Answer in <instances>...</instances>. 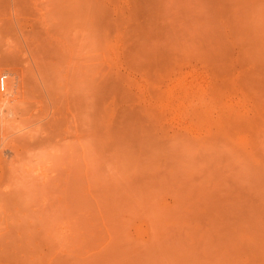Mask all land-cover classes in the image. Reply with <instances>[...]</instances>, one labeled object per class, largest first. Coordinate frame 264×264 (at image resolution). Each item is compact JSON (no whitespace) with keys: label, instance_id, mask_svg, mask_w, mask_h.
<instances>
[{"label":"rangeland","instance_id":"rangeland-1","mask_svg":"<svg viewBox=\"0 0 264 264\" xmlns=\"http://www.w3.org/2000/svg\"><path fill=\"white\" fill-rule=\"evenodd\" d=\"M0 1V264H264V0Z\"/></svg>","mask_w":264,"mask_h":264},{"label":"bare ground","instance_id":"bare-ground-1","mask_svg":"<svg viewBox=\"0 0 264 264\" xmlns=\"http://www.w3.org/2000/svg\"><path fill=\"white\" fill-rule=\"evenodd\" d=\"M3 1L5 2V1H7V0H3ZM15 1H16V0H14V3H15ZM25 1H27V0H25ZM28 1H30V0H28ZM45 1H46V0H45ZM53 1H54V0H53ZM62 1H63V0H62ZM62 1H61V3H63ZM142 1H143L144 3H142V2L140 1L141 3L137 2V3L135 4V6H136L135 8H136V9L139 8L140 10H142V9L145 10V8H147V6H150V5H148V4L151 2V0H149V2H147L148 0H142ZM7 2H8V1H7ZM21 2L23 3L24 1H21V0H17V1H16L17 4H19V3L21 4ZM41 2H42V1H41ZM59 2H60V1H59ZM135 2H136V1H135ZM0 3H1V1H0ZM2 3H3V2H2ZM5 3H6V2H5ZM25 3H27V2H25ZM25 3H23V4H21V5L19 4L20 7L22 8V6L25 5ZM146 3H148V4H147V6L145 7ZM3 4H4V3H3ZM17 4H16V5H17ZM30 4H31V3H30ZM42 4H43V3H42ZM46 4H47V3H46ZM57 4H58V3H57ZM137 4H138V7H137ZM151 4H152V3H151ZM8 7H9V6H8ZM28 7H29V6H28ZM42 7H44V6H42ZM2 8H3V7H2ZM2 8H0V9L2 10ZM17 8H18V7H17ZM24 8H25V7H24ZM24 8H23V9H24ZM148 8H149V7H148ZM4 9H6V8H4ZM7 9H8V8H7ZM7 9H6V10H7ZM18 9H19V8H18ZM23 9H22V10H23ZM28 9H29V8H28ZM47 9H48V8H47ZM56 9H57V8H56ZM56 9H55V10H56ZM11 10H12V9H11ZM8 11H9V10H8ZM8 11H7V12H8ZM28 11H29V10H28ZM63 11H64V10H63ZM5 12H6V11H5ZM23 12H24V11H23ZM25 12H27V11H25ZM50 12H51V14H52V11H50ZM2 13H3V12H1V14H2ZM28 13H29V12H28ZM36 13H37V12H36ZM4 14H5V13H4ZM19 14H20V12H19ZM29 14H31V13H29ZM33 14H34V13H33ZM61 14H62V13H61ZM61 14H60V15H61ZM6 15H7V14H6ZM36 15H37V14H36ZM60 15H59V16H60ZM32 16H33V15H32ZM53 16H54V15H53ZM50 18H51V17H50ZM60 18H61V17H60ZM13 19H14V18H13ZM18 19H19V18H18ZM0 20H1V19H0ZM3 20H5V19H3ZM60 20H61V19H60ZM5 21H6V20H5ZM8 21H9V20H8ZM12 22H13V21H12ZM65 22H66V21H65ZM14 23H15V22H14ZM72 23H73V22H72ZM1 24H2V23H1ZM1 24H0V25H1ZM12 24H13V23H12ZM57 24H58V23H57ZM59 24H60V23H59ZM61 24H62V23H61ZM77 24H78V22H77ZM16 25H17V24H16ZM53 26H54V25H53ZM75 26H76V25H75ZM143 26H144V25H141V27H143ZM11 27H12V26H11ZM13 27H14V25H13ZM35 27H36V26H35ZM56 27H57V26H56ZM70 27H71V26H70ZM141 27H140V28H141ZM16 28H17V26H16ZM37 28H38V27H37ZM0 29H1V27H0ZM34 30H35V29H34ZM40 30H42V29H40ZM7 31H8V29H7ZM10 31H11V30H10V28H9V33H10ZM59 31H60V30H59ZM61 31H63V30H61ZM69 31H70V30H69ZM143 31H144V29H143ZM147 31H149V33H150L151 35H153V36H156L158 33H160V32L157 31V30L153 31V28H148ZM15 32H16V31H15ZM21 32H22V31H21ZM35 32H36V30H35ZM35 32L32 31V35H33V33H34L35 35H33V36H35L34 38L36 39L37 35H36ZM39 32H40V31H39ZM16 33H17V32H16ZM11 34H12V33H11ZM14 34H15V33H14ZM14 34H13V35H14ZM25 34H26V31H25ZM37 34H38V33H37ZM43 34H44V33H43ZM68 34H69V33H68ZM101 34H102V33H101ZM27 35H28V34H27ZM27 35H26V36H27ZM15 36H16V35H15ZM38 36H40V35L38 34ZM18 37H19V36H18ZM30 37L32 38L31 33H30V36H28V38H30ZM41 37H42V36H41ZM13 38H14V37H13ZM20 38H22V37H20ZM9 39H10V38H9ZM18 39H19V38H18ZM38 39H39V37H37V40H38ZM41 39H42V38H41ZM41 39H40V40H41ZM27 40H31V39H27ZM0 41H1V40H0ZM31 41H32L34 44H38V45L40 44V46H42L41 43H45V41H44V42L42 41V42H40V43H39V42L36 43V41L34 42V39H32ZM31 41H30V42H31ZM46 41H47V40H46ZM2 42H3V41H2ZM16 43H17V42H16ZM17 44H18V43H17ZM30 44H31V43H30ZM45 44H46V43H45ZM45 44H44V45H45ZM12 45H13V44H12ZM52 45H53V44H52ZM45 47H47V46H45ZM11 48H13V47H11ZM8 49H9V48H8ZM8 49H7V50H8ZM39 49H40V50H39ZM43 49H44V47H43V48H41V47L39 48V46H38V50L41 52V54L43 53L42 51L48 50V49H44V50H43ZM49 49H50V48H49ZM0 50H1V49H0ZM41 50H42V51H41ZM15 51H16V50H15ZM35 51H36V50H35ZM39 51H38V54H39ZM49 51H50V50H49ZM49 51L44 52V53L47 54V53H49ZM3 52H4V50H3ZM6 52H7V51H6ZM16 52H17V51H16ZM29 52H30V51H29ZM36 53H37V51H36ZM53 53H54V51H53ZM3 54H4V53H3ZM7 54L9 55V53H7ZM156 54H157V52H156ZM156 54H155V55H156ZM159 54H162V53H159ZM12 55H13V54H12ZM157 55H158V54H157ZM157 55H156V56H157ZM163 56H164V55H163ZM13 57H14V55H13ZM153 57H154V56H153ZM157 57H158V56H157ZM9 58H11V56H10ZM158 58H159V57H158ZM161 60H162V59H161ZM13 63H14V62H13ZM223 73H224V72H223ZM254 79H255V78H254ZM5 82H6V81H5ZM224 83H225V82H224ZM261 83H262V82H261ZM261 83H260V84H261ZM246 84H247V83H246ZM4 85H5V84H4ZM4 88H5V87H4ZM257 117H258V116H257ZM258 118H259V117H258ZM252 120H253V119H252ZM252 120H251V121H252ZM248 121H249V120H248ZM251 121H249V122L246 121V122H245V123H247L248 127H249V125H251L252 127L255 125V124H253V123H255L254 120H253L252 123H250ZM255 121H256V119H255ZM235 122H236V121H235ZM237 122H238V121H237ZM242 122H243V120H242ZM258 122H259V119H258ZM249 123H250V124H249ZM262 123H263V122H262ZM262 123H261V124H262ZM216 124H217V123H216ZM237 124H238V123H237ZM240 124H241V123H240ZM240 124H239V125H240ZM222 125H223V124H222ZM230 125H231V122H230ZM200 126H201V125H200ZM226 126H227V125H226ZM226 126H225V127H226ZM244 126H245V124H244ZM255 126H256V125H255ZM213 127H214V126H213ZM222 127H223V126H222ZM232 127H233V126H232ZM232 127H231V128H232ZM203 128H204V126H203ZM231 128H230V129H231ZM226 129H227V128H226ZM238 129H239V128H238ZM227 130H228V129H227ZM1 198H2V197H1ZM1 240H2V239H1ZM11 241H13V240H11ZM10 243H11V242H10ZM11 247H12V246H11ZM8 250H9V249H8ZM34 252H35V250H34ZM32 254H34V253H32ZM32 254H31V255H32ZM0 257H1V256H0ZM30 261H31V260H30ZM10 263H11V262H10Z\"/></svg>","mask_w":264,"mask_h":264},{"label":"built area","instance_id":"built-area-1","mask_svg":"<svg viewBox=\"0 0 264 264\" xmlns=\"http://www.w3.org/2000/svg\"><path fill=\"white\" fill-rule=\"evenodd\" d=\"M6 79H7L6 75L0 77V88H1V91H4V84H5Z\"/></svg>","mask_w":264,"mask_h":264}]
</instances>
